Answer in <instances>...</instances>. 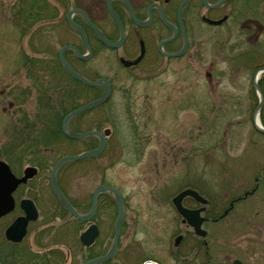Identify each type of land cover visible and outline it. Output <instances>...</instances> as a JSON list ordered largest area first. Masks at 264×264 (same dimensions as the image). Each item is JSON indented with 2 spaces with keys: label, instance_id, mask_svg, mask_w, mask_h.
Wrapping results in <instances>:
<instances>
[{
  "label": "rangeland",
  "instance_id": "obj_1",
  "mask_svg": "<svg viewBox=\"0 0 264 264\" xmlns=\"http://www.w3.org/2000/svg\"><path fill=\"white\" fill-rule=\"evenodd\" d=\"M258 4L264 16V0ZM60 5V0H0V160L17 172L26 165L38 168L31 185L15 197L30 193L39 212L19 246L7 244L3 232L20 212L0 218V264L40 263L42 251L61 254L60 243L72 257L64 264L77 260L76 225L70 217L63 222L67 212L62 215L57 207L49 174L59 157L97 142L94 135L81 141L61 132L62 118L80 106L73 102L83 92L57 71L50 77L47 51L57 43V30L65 28L55 21ZM261 38L228 37L223 27L205 28L194 40L192 57L173 59L132 80L120 71L110 73L122 81H114L111 99L69 118L75 131L110 130L99 155L64 162L56 176L78 206L101 184L121 192L126 215L114 264L146 259L174 264L175 235L184 234L179 251L195 243L171 202L186 187L209 200L203 224L207 247L190 252L189 259L264 264V132L253 122L259 107L257 119L264 127V70L256 78L262 98L253 82L264 66ZM106 72L102 64L101 73ZM115 215V206L102 196L98 217L108 240Z\"/></svg>",
  "mask_w": 264,
  "mask_h": 264
},
{
  "label": "flooded vegetation",
  "instance_id": "obj_2",
  "mask_svg": "<svg viewBox=\"0 0 264 264\" xmlns=\"http://www.w3.org/2000/svg\"><path fill=\"white\" fill-rule=\"evenodd\" d=\"M257 1L260 3V0H90L91 3L89 6L85 7L80 4L70 6L67 0H60L61 12L56 16L55 21L64 24L65 28H62L63 30L61 29V32L58 31L59 29L57 30L54 34L57 43H51V49L47 51L46 59H48L50 77H52V72L57 71L56 73H59L57 76L65 77V79L78 83L76 90H79V92L82 91L83 97L74 101V104H85L100 96L102 93V86L100 84L93 86L87 85L73 78L64 70L59 57L60 50L64 48L63 58L66 63L85 79L89 81H94L98 78L108 80L111 88L110 96L107 99V101H109L114 91V81L118 80L117 82H122L120 79H117L116 75H114V77L110 76V73L115 74L120 71L126 73V79L132 80L135 78V74L141 76L142 73H148V71L160 64H163V67H165L166 63L173 59H178L186 55L192 57L191 51L193 46H195L194 40L197 38V34L205 28L223 27L228 37L234 36L238 38L241 36V38L255 40H258L261 36L264 37V16L260 14L261 6L256 3ZM69 16L71 20L80 27L81 31L69 23ZM105 23L108 26H105ZM93 27L102 33L107 42L100 38ZM56 28H58V26ZM102 64L107 71L106 73H101ZM117 88L121 90L120 86L116 87V89ZM96 142L97 143L93 145L94 147L99 142L98 137H96ZM26 166H24L20 172L14 171L11 166L10 169L15 176H21ZM36 169L37 173L33 177L28 178L25 182L19 183L12 192L13 207L8 211H2L0 213V218H2L15 210L20 212L5 227L6 229L18 216L24 214L20 206V200L22 198L31 199L37 210V218L28 221L26 232L21 240H8L5 237L4 229L3 236L9 245H21V242H23L27 235L29 225L35 222L39 217L34 196L24 192L25 195H22V197L20 196L17 200L15 197V194H21L20 192L23 188L31 185L33 178L38 174V168L36 167ZM57 184L59 186L58 179ZM49 187L51 189L50 180ZM59 188L64 194L62 188L60 186ZM94 190L90 195L89 202H86V198H84L79 206L70 201L65 194L64 195L77 212L81 216H85L90 212L91 196ZM102 196L112 202L113 206H115V212L117 213L116 204L107 193H100L96 197L94 211L88 220L76 218L61 207L65 211H62L63 213L61 212L62 215L67 212L63 222L67 223L70 217L76 225V264H114L113 260L118 251L119 237L116 249L109 259L103 262L88 263L90 260L100 257L108 251L114 235L115 218L111 226V238L108 240L106 234L105 236L103 234L104 229H102L103 226L98 217V207ZM203 197L205 199L204 203L198 202L190 196L183 197L181 201L182 205L189 209H198L202 207V210L199 212L200 217L203 218L201 228H203V224L208 219L206 211L208 212L207 205L209 200L207 197ZM123 201L125 206V217L126 203L124 198ZM58 206L60 205L58 204ZM174 211L178 216L180 224L189 229L195 243L187 247L189 250L179 251L178 246L184 240V234L181 232L176 234L173 239V250L171 251L173 263L187 264L189 261L188 264H209L210 258L194 262L192 261L193 259H189L188 256L190 252L196 250L200 251V247L202 246L207 247V242L205 240L207 236L206 229L203 228L205 230L204 235L196 234L175 208ZM217 219L218 218H214V220ZM90 226L95 227L96 234L93 239L86 244L81 236ZM177 236H180V238L175 242ZM201 242L204 243L201 245ZM36 243L34 242V244ZM53 243L55 244V241ZM60 244L62 245L61 254H55L51 257L49 250H46L47 252L42 251L45 253L42 254V261L40 263L64 264L68 260L72 261L70 249L68 250L65 244ZM63 247H65L66 250H63ZM29 248L32 249L31 246ZM32 252H35V250ZM241 263L243 264L242 261ZM73 264H75V262ZM141 264H165V262L157 259H146Z\"/></svg>",
  "mask_w": 264,
  "mask_h": 264
},
{
  "label": "water",
  "instance_id": "obj_3",
  "mask_svg": "<svg viewBox=\"0 0 264 264\" xmlns=\"http://www.w3.org/2000/svg\"><path fill=\"white\" fill-rule=\"evenodd\" d=\"M68 20L75 28H77L78 30L81 31L80 27L76 23L72 22L71 19H69V18H68ZM213 23H215V22H213ZM93 29L98 33V35L100 36V38L103 41L107 42L99 30H97L94 27H93ZM63 50H64V48H62L60 50L59 57H60V61H61V64H62L64 70L69 75H71L73 78H75V79H77V80H79V81H81L87 85L93 86L96 84H100L102 86V93L99 97H97V98H95V99H93V100H91L85 104L77 106V107L73 108L71 111H69L61 120V126H60L61 132L66 137L71 138V139H81V138H84V137L89 136V135H94V136L98 137L99 143L94 148H90V149L84 150V151L76 153V154H66V155L59 157L55 161V163L53 164V166L51 167V170H50V174H49L50 186H51V190H52L53 194L55 195V197H56V199H57V201L61 207L66 209L74 217L80 218V219H85V220H88L91 217V215L94 211V208H95L96 197L100 193H107L108 195H110L112 197V199L114 200V202L116 204V208H117V213H116V217H115V221H114V235L112 238V243H111L108 251L104 255L97 257L95 259H92L88 263L103 262V261H106L107 259H109L113 255V253L116 249V246H117L118 236L120 233L121 224H122L124 214H125V206H124V201H123L122 195L120 194V192L115 187L105 185V184L98 185L96 187V189L94 190L92 196H91L90 212L85 216H81L77 212V210L72 206V204L68 201L66 196L62 193V191L60 190V188L57 184L56 172H57L58 168L64 162L80 160V159L88 158V157H95V156L99 155L104 150V147L106 145V137L109 135V132H110V130L108 128H105L102 131L86 130V131L79 132V131H75L72 128H70L68 121H69V118L74 116L75 114L80 113V112L85 111V110H88L90 108H93L95 106H98L99 104L105 102L108 99V97L110 96L111 88H110V84H109L108 80H106L104 78H98L94 81H89V80L85 79L83 76H81L79 73L74 71L64 60ZM262 70H264V66L255 72V76L253 79V82L255 83V86L257 89H258V86L256 85V74ZM258 91H259V89H258ZM259 94L261 97L262 96L261 92ZM258 108L259 107H257L255 110V115H257V117H258ZM253 120H254V116H253ZM253 122H254V126L257 130L264 132V127L260 123L258 125V124H256L255 120ZM36 173H37L36 167H34L32 165H27L23 169V174L21 176H15L12 173L9 164L7 162H5L4 160H0V213L2 211H8L13 207L12 192L14 191L16 186L19 183L25 182L28 178L33 177ZM185 196H190L193 199H195L196 201L201 202V203H204L205 199L197 190L190 188V187H186V188L181 189L171 199V202H172L174 208L184 218V220H186V222L192 227L194 232L198 235H204L205 230L201 228V223H202L203 218L200 217V215H199V212L202 210V207H200L198 209H189V208L184 207L182 205L181 201H182L183 197H185ZM20 206L23 209L24 214L18 216L5 229V237L11 241L21 240L22 237L24 236L25 232H26V225H27L28 221L35 220L38 216L36 207L34 206V203L31 199L22 198L20 200ZM226 212H227V210L224 211V213H226ZM95 234H96L95 227L90 226L85 231V233L81 236V238L85 240L86 244H88L93 239ZM179 238H180V236H177L175 239V242H177L179 240ZM233 264H242V263L240 260L234 259Z\"/></svg>",
  "mask_w": 264,
  "mask_h": 264
},
{
  "label": "bare ground",
  "instance_id": "obj_4",
  "mask_svg": "<svg viewBox=\"0 0 264 264\" xmlns=\"http://www.w3.org/2000/svg\"><path fill=\"white\" fill-rule=\"evenodd\" d=\"M259 73L256 74V78L258 77ZM254 120L256 122V124L259 125L258 119H257V115H254Z\"/></svg>",
  "mask_w": 264,
  "mask_h": 264
},
{
  "label": "trees",
  "instance_id": "obj_5",
  "mask_svg": "<svg viewBox=\"0 0 264 264\" xmlns=\"http://www.w3.org/2000/svg\"><path fill=\"white\" fill-rule=\"evenodd\" d=\"M70 139V138H69ZM71 140V139H70ZM81 141H82V139H81ZM40 156H41V153H40ZM45 159V158H44ZM12 168V167H11ZM57 207L61 210V211H63V212H65L60 206H58L57 205Z\"/></svg>",
  "mask_w": 264,
  "mask_h": 264
}]
</instances>
